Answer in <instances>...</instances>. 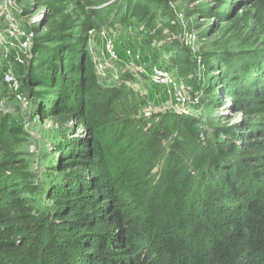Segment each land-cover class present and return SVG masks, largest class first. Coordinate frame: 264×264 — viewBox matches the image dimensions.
Masks as SVG:
<instances>
[{"label":"trees","instance_id":"1","mask_svg":"<svg viewBox=\"0 0 264 264\" xmlns=\"http://www.w3.org/2000/svg\"><path fill=\"white\" fill-rule=\"evenodd\" d=\"M241 3L263 26L264 0ZM261 54L259 70H246L255 74L226 93L241 119L188 150L189 127L151 128L113 113L119 89L98 85L82 60L71 92L47 105L49 115L82 128L56 145L55 170L64 179L49 190L48 211L14 161L0 108V264H264ZM182 119L201 123L191 113Z\"/></svg>","mask_w":264,"mask_h":264},{"label":"rangeland","instance_id":"2","mask_svg":"<svg viewBox=\"0 0 264 264\" xmlns=\"http://www.w3.org/2000/svg\"><path fill=\"white\" fill-rule=\"evenodd\" d=\"M241 1L0 0L3 127L11 131L7 140L14 161L30 173L28 182L35 187L40 209H50L47 194L64 179V173L55 170L56 145L82 131L66 117L49 115L52 108L47 105L63 102L75 78L72 71L82 60L98 85L119 89L109 107L113 113L135 116L140 119L136 122L151 128L176 122L189 127L193 136L187 139L186 150L193 142L202 143L206 133L211 137L241 119L226 93L255 74L246 70H259L264 51V25L257 24L253 9ZM149 33L155 36L151 44L144 40ZM17 36L30 37L25 54L10 45ZM111 51L118 61L110 62ZM17 57H24V64H18ZM171 59L175 61L168 69L171 85L152 86L147 69L156 63L169 65ZM188 59L192 67L187 66ZM101 70L104 80L98 76ZM7 71L16 76L26 101L9 94L11 87L2 80ZM81 80L78 77L76 84ZM183 101L199 108L172 110ZM190 113L202 124L180 120ZM217 138L226 141L221 132Z\"/></svg>","mask_w":264,"mask_h":264},{"label":"built area","instance_id":"3","mask_svg":"<svg viewBox=\"0 0 264 264\" xmlns=\"http://www.w3.org/2000/svg\"><path fill=\"white\" fill-rule=\"evenodd\" d=\"M11 41L12 40H10V45L12 47L19 49L20 51H23L24 52L23 54H25L29 50L31 45L29 36H17L16 38H14L12 42ZM129 52L130 51L128 50L127 53ZM110 57H111L109 58L110 62H116L119 60L118 56L115 54L114 51L110 52ZM16 61L18 62V64H24L25 58L17 57ZM111 67L113 69V66ZM168 69H169V65L165 63H159V64L156 63L155 65L151 66L149 69H147L150 71V74L148 76V79L150 80L149 83L153 86H160L167 83L171 85L173 79L171 78ZM103 73L104 71L101 70L98 75L102 80H104L103 78L105 77ZM110 79H112V77H110ZM2 80L6 83H9L11 87V89H9V94L12 95L13 98L17 99V101H26V97L21 93L20 86H18V80L13 72L7 71L6 73L2 74ZM112 80H117V79H112ZM192 105H197V104H195L192 101L191 103H186L183 101L177 104V107L173 108L172 110H176V112L181 110L190 111V107H193Z\"/></svg>","mask_w":264,"mask_h":264},{"label":"crops","instance_id":"4","mask_svg":"<svg viewBox=\"0 0 264 264\" xmlns=\"http://www.w3.org/2000/svg\"><path fill=\"white\" fill-rule=\"evenodd\" d=\"M7 94H8V92H7ZM0 95H1V92H0Z\"/></svg>","mask_w":264,"mask_h":264}]
</instances>
